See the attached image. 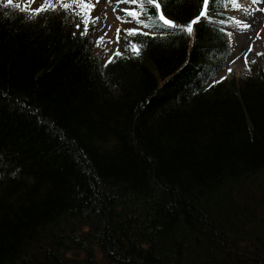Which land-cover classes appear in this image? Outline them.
I'll return each mask as SVG.
<instances>
[{"label": "trees", "instance_id": "1", "mask_svg": "<svg viewBox=\"0 0 264 264\" xmlns=\"http://www.w3.org/2000/svg\"><path fill=\"white\" fill-rule=\"evenodd\" d=\"M232 1L136 0L106 63L82 10L0 5V264H264V68L210 82Z\"/></svg>", "mask_w": 264, "mask_h": 264}, {"label": "rangeland", "instance_id": "2", "mask_svg": "<svg viewBox=\"0 0 264 264\" xmlns=\"http://www.w3.org/2000/svg\"><path fill=\"white\" fill-rule=\"evenodd\" d=\"M7 3L9 0H0V5ZM9 4L24 8L28 17L45 5L70 12L74 9L82 10V17L92 23L90 38L102 63L123 52L121 38L138 26L133 16L128 14L132 12L134 4L131 0H11ZM252 7H255L260 17L258 23L244 19L245 13ZM225 14L229 55L222 68L211 79V83L230 78H244L252 75L253 71L264 68V0H234L225 10ZM96 264L101 262L97 260Z\"/></svg>", "mask_w": 264, "mask_h": 264}, {"label": "snow or ice", "instance_id": "3", "mask_svg": "<svg viewBox=\"0 0 264 264\" xmlns=\"http://www.w3.org/2000/svg\"><path fill=\"white\" fill-rule=\"evenodd\" d=\"M131 2L135 3L136 0H131ZM208 2H209V0H204L205 6H207ZM233 2H234V0H233ZM9 3H11V0H9ZM146 3L153 4L154 3V0H146ZM65 7H67V5H65ZM158 7H159V5H157V8ZM128 14L129 15H132V16H135L136 15V13H134V12H130ZM206 14H207L206 11H201L200 17H204V16H206ZM200 17H198L197 19H194V20L190 21L188 23V25L186 26V28L181 27L179 25H176L172 21L165 19V17L162 14L159 15V20L162 22V24H163V26L165 28H171V29H176V30L186 31V32L191 33V32H193V25H195L198 22V20H199ZM144 27L148 28V27H151V25H144ZM117 31L119 33V30H117ZM129 34L131 35L132 33L130 32ZM135 48H136V46L133 45V49L134 50H135Z\"/></svg>", "mask_w": 264, "mask_h": 264}, {"label": "bare ground", "instance_id": "4", "mask_svg": "<svg viewBox=\"0 0 264 264\" xmlns=\"http://www.w3.org/2000/svg\"><path fill=\"white\" fill-rule=\"evenodd\" d=\"M261 1H259L260 3ZM263 5V4H262ZM253 6V5H252ZM258 7V6H257ZM259 9V8H258ZM248 10V9H247ZM259 12V11H258ZM246 15L244 16V19H246L248 22L249 21H253L255 23H258V21L260 20V17L258 16L255 7L250 8V10L248 12L245 13ZM261 22V21H260Z\"/></svg>", "mask_w": 264, "mask_h": 264}]
</instances>
